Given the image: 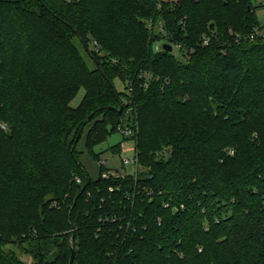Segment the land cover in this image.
Listing matches in <instances>:
<instances>
[{
    "label": "trees",
    "instance_id": "1",
    "mask_svg": "<svg viewBox=\"0 0 264 264\" xmlns=\"http://www.w3.org/2000/svg\"><path fill=\"white\" fill-rule=\"evenodd\" d=\"M253 1L0 0V264H264ZM125 126L135 170L105 177L94 147Z\"/></svg>",
    "mask_w": 264,
    "mask_h": 264
},
{
    "label": "rangeland",
    "instance_id": "2",
    "mask_svg": "<svg viewBox=\"0 0 264 264\" xmlns=\"http://www.w3.org/2000/svg\"><path fill=\"white\" fill-rule=\"evenodd\" d=\"M253 3L255 4L256 1L254 0ZM257 17L261 24L264 23V15L262 8L257 7L256 9ZM155 34H158V32H155ZM80 52L83 55L84 59L91 64V60L88 57V55L80 48ZM173 54H175L178 57L180 56L179 51L176 47L172 48ZM113 84L117 91L121 92V96L124 98L122 93H126V88L123 80L120 77H114L113 78ZM83 90L80 89L77 94L74 96V98L71 100L72 105H77L82 97ZM125 99V98H124ZM102 119V115H97L94 119H92L87 126L85 127V131H87L95 121H99ZM119 145V152L114 151L113 147ZM78 152H79V160L85 167V169L89 172L90 176L92 178H95L98 175V162L88 153L86 147H85V133L82 135L80 140L77 143L76 146ZM94 150L96 152H99V157L101 161L105 162V165L109 169V172L114 173H123V172H133L135 170V165L132 163L124 164L122 163V159L128 157L129 159L134 154V140L131 138H126V135L122 134L119 130L111 132L105 140H103L101 143L97 144L94 147ZM88 162L90 164H88ZM8 249H11L14 252V255L17 257L21 263L25 264H38L35 260H32L29 254L25 252L24 250L20 249L19 247L13 245V244H7L5 247Z\"/></svg>",
    "mask_w": 264,
    "mask_h": 264
},
{
    "label": "built area",
    "instance_id": "3",
    "mask_svg": "<svg viewBox=\"0 0 264 264\" xmlns=\"http://www.w3.org/2000/svg\"><path fill=\"white\" fill-rule=\"evenodd\" d=\"M255 1H256V4H259V5L262 6L261 8H262L263 15H264V0H255ZM258 31H259V29H255V33H257ZM251 37H253V34H251ZM206 41L207 40H204V42H206ZM160 46L162 47L161 43L159 45H157L156 48H159ZM171 47L172 48L173 47H179V45L175 44V45H171ZM2 127H4V125H2ZM118 130L124 135H131L132 132H133V128H131L129 126L119 127ZM136 162H137V158H136L135 152H134V154L132 155V157L130 159L128 157L122 159V163H124V164L132 163V164L136 165ZM100 163H105V162L100 160ZM110 173L114 174V175L117 174V173H114V172L107 171V172L102 173V175L106 177Z\"/></svg>",
    "mask_w": 264,
    "mask_h": 264
},
{
    "label": "water",
    "instance_id": "4",
    "mask_svg": "<svg viewBox=\"0 0 264 264\" xmlns=\"http://www.w3.org/2000/svg\"><path fill=\"white\" fill-rule=\"evenodd\" d=\"M163 48L165 49V50H168V51H170L171 49H172V47H171V44H169V43H164L163 44ZM121 110V108H119V111ZM73 238V236H71V239ZM73 261H74V249L73 248H71V253H70V257H69V262H68V264H73Z\"/></svg>",
    "mask_w": 264,
    "mask_h": 264
},
{
    "label": "crops",
    "instance_id": "5",
    "mask_svg": "<svg viewBox=\"0 0 264 264\" xmlns=\"http://www.w3.org/2000/svg\"><path fill=\"white\" fill-rule=\"evenodd\" d=\"M88 164H90V163L88 162Z\"/></svg>",
    "mask_w": 264,
    "mask_h": 264
}]
</instances>
